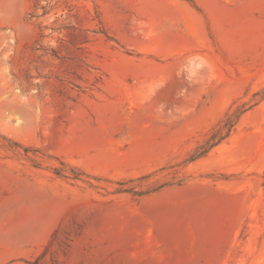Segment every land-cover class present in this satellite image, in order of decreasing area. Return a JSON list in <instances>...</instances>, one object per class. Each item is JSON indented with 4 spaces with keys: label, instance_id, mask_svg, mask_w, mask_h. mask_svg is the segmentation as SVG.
I'll list each match as a JSON object with an SVG mask.
<instances>
[{
    "label": "rangeland",
    "instance_id": "obj_1",
    "mask_svg": "<svg viewBox=\"0 0 264 264\" xmlns=\"http://www.w3.org/2000/svg\"><path fill=\"white\" fill-rule=\"evenodd\" d=\"M262 92L264 0H0V264H264Z\"/></svg>",
    "mask_w": 264,
    "mask_h": 264
},
{
    "label": "trees",
    "instance_id": "obj_2",
    "mask_svg": "<svg viewBox=\"0 0 264 264\" xmlns=\"http://www.w3.org/2000/svg\"><path fill=\"white\" fill-rule=\"evenodd\" d=\"M262 99H264V92H262L260 97V100ZM252 106L248 108H236L235 110L229 111L220 122L210 129V131L206 134L203 144L196 148L194 153H192L188 158V161L192 162L204 157L211 149L218 146L225 139H227L233 132L234 127L238 123L240 117ZM15 146L18 145L15 144ZM57 174L61 176L60 173ZM72 178L76 179L77 177L75 176Z\"/></svg>",
    "mask_w": 264,
    "mask_h": 264
}]
</instances>
